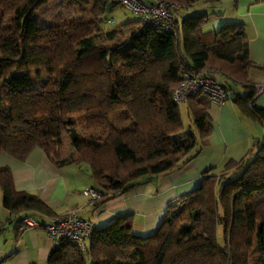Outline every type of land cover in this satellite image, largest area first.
<instances>
[{"label": "trees", "instance_id": "16d2710c", "mask_svg": "<svg viewBox=\"0 0 264 264\" xmlns=\"http://www.w3.org/2000/svg\"><path fill=\"white\" fill-rule=\"evenodd\" d=\"M72 1L91 6L90 18L39 28L32 14L43 0H0L1 154L23 162L38 149L58 169L87 167L91 188L101 194L91 209L99 210L142 180L187 166L206 145L209 97L186 103L197 134L183 130L171 100L181 69L216 71L213 77L226 80L230 94L229 82L242 86L247 95H233V103L264 129V109L254 106L247 80L251 69L264 68L248 60L244 26L206 32V11L176 15L218 0H174L179 9L172 10L169 32L139 19L104 32L116 0ZM102 34L111 45H94ZM39 70L47 76L38 89L17 77ZM120 114L127 123L122 130L114 126ZM62 136L74 149L65 159L58 154ZM213 172L205 170L194 190L165 207L151 235H133L132 215H123L95 224L83 251L67 240L55 242L46 264H250L254 250L256 264H264V141ZM0 194L15 230L25 219L44 225L58 218L37 197L16 192L7 167L0 168Z\"/></svg>", "mask_w": 264, "mask_h": 264}, {"label": "crops", "instance_id": "0c3cea01", "mask_svg": "<svg viewBox=\"0 0 264 264\" xmlns=\"http://www.w3.org/2000/svg\"><path fill=\"white\" fill-rule=\"evenodd\" d=\"M202 4L185 9L180 16L209 8V13L214 14V25L242 24L248 43L249 62L264 68V0H218L214 6ZM203 30L207 32L206 26ZM251 77L264 78V70L251 69L247 78L252 88L264 85L251 83ZM228 85L231 93L239 99L247 95L242 86L230 82ZM253 104L258 109H264V95L255 99ZM208 117L213 128L206 145L190 164L151 180H142L134 189L115 197L96 211L88 207L81 196L83 189L92 187L90 173L85 166L58 169L41 150L36 149L23 162L0 153V168L10 170L16 192L37 197L56 217L75 212L82 219L94 220L99 228L117 217L130 214L131 232L142 238L156 230L168 204L199 185L205 170L213 169V174H218L228 161H239L245 157L255 138H258L257 144L264 141V129L250 120L243 123L230 100L222 106L211 104ZM50 220L45 219L40 223L47 224ZM8 221V214L5 220L0 221V264H46L55 243L42 229L15 230L14 223Z\"/></svg>", "mask_w": 264, "mask_h": 264}, {"label": "built area", "instance_id": "2783aa9c", "mask_svg": "<svg viewBox=\"0 0 264 264\" xmlns=\"http://www.w3.org/2000/svg\"><path fill=\"white\" fill-rule=\"evenodd\" d=\"M117 7L128 12L145 24L162 32H169L174 23L172 10L179 9L176 4L165 3L161 0H116ZM214 70L194 73L181 69L179 83L171 93L173 104L179 106L186 104L188 100L198 95L209 97L210 103L215 106H222L229 99V92L226 90V80H218ZM264 95V85L253 88V100ZM86 199L87 206H93L100 201L101 194L93 188H87L82 192ZM95 227L94 220H84L75 212L51 219L47 224H39L31 219L22 221V228L42 229L44 233L55 243L59 240H67L75 244L80 250L85 249L86 242Z\"/></svg>", "mask_w": 264, "mask_h": 264}, {"label": "rangeland", "instance_id": "374dc122", "mask_svg": "<svg viewBox=\"0 0 264 264\" xmlns=\"http://www.w3.org/2000/svg\"><path fill=\"white\" fill-rule=\"evenodd\" d=\"M165 3H171V4H178L174 0H161ZM204 4V3H203ZM202 4V5H203ZM178 6V5H177ZM205 7V6H204ZM206 8V7H205ZM184 12L185 10H179L176 15L180 16L181 12ZM206 13H208L209 16V22L210 24L206 25L207 31H216L219 26H221V23L213 24L214 17L212 16L209 10L204 9ZM91 16V6H85L83 8L78 7L72 0H43V2L34 10L32 14V20L37 24L39 28L45 27V26H54L57 24H62L65 22H69L72 20H75L80 17H85L86 19H89ZM107 22L102 25L103 31H110L119 24H122L124 22L128 21H135L137 20V17L134 15L125 12L123 9L116 7L111 13H109L106 16ZM112 42L107 41L103 34L99 36L97 40H95L94 45L95 46H105V45H111ZM46 72L44 70L39 71H31V72H22L17 75L18 78L25 79L29 82V85L33 89H38L43 82L46 80ZM251 83H261L264 84V78L260 79L258 77H251ZM259 86V85H258ZM237 112L240 114L239 110L236 107ZM178 112H179V118L180 122L182 124L183 130L186 132H192L194 134H197V130L194 127L191 119V115L188 112V105L187 104H180L178 106ZM124 117L123 114H120L116 119V122L114 123V126L118 130H122L127 127V123L122 121V118ZM240 117L243 119V123H246L247 119H244L241 114ZM209 118V117H208ZM209 124L211 126V130L213 128L212 121L209 119ZM258 138H255L254 141H252L251 145L254 146V143L257 142ZM260 140V139H259ZM207 143V141H206ZM59 144V156L62 159L68 158L70 156L74 155V149L70 144V141L68 137L62 136L59 138L58 141ZM91 186V182H90ZM89 188V187H88ZM87 189V188H85ZM83 189L82 192L85 190ZM85 199V198H84ZM86 200V199H85ZM87 204V202H86ZM7 218V211L3 208L2 205V196L0 194V221L5 220ZM258 257V254L254 250V252L250 255V264H256V259Z\"/></svg>", "mask_w": 264, "mask_h": 264}, {"label": "water", "instance_id": "95a60500", "mask_svg": "<svg viewBox=\"0 0 264 264\" xmlns=\"http://www.w3.org/2000/svg\"><path fill=\"white\" fill-rule=\"evenodd\" d=\"M229 99H230L231 102L234 101V97H233V94L232 93L229 94ZM256 145H257V142L254 143V146H256Z\"/></svg>", "mask_w": 264, "mask_h": 264}]
</instances>
